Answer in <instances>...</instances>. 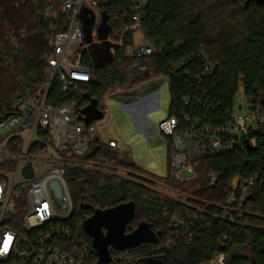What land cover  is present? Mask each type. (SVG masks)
Wrapping results in <instances>:
<instances>
[{
	"label": "trees",
	"instance_id": "16d2710c",
	"mask_svg": "<svg viewBox=\"0 0 264 264\" xmlns=\"http://www.w3.org/2000/svg\"><path fill=\"white\" fill-rule=\"evenodd\" d=\"M22 0H0V19L16 29H26L28 37L25 53L13 72L0 62V119L15 114L17 96L26 89H36L45 82L49 52L48 36L37 25L33 11L17 8ZM131 0H114L103 9L111 26L109 39L119 40L126 27L132 25ZM145 40L159 50L158 56L131 58L126 56L132 34L126 33L124 44L113 58L103 63L93 53L83 49L82 65L91 72L92 82L81 86L71 99H65L53 87L48 103L55 107L75 101L78 113L98 101L109 89L135 86L162 76H169L170 94L168 117L175 116L182 126L187 117L191 123L201 120L220 125L236 108L237 95L242 87L251 109H264V2L257 0H147L146 19L143 23ZM5 28L0 26V42ZM200 48H205L216 66L215 73L201 84L191 79L199 74L197 60H189ZM188 60L177 73L172 67L181 60ZM191 97L190 105L183 103ZM264 140V135H261ZM168 140V175L157 177L137 168L131 159L118 150L92 145L84 159L109 163L141 175L143 185L125 182L101 174L70 171L66 179L76 190L73 212L65 225L73 234L71 246L88 248V264H98L93 240L83 230V223L96 211H105L123 204H134V215L127 225L126 234L136 232L146 225L155 235V241L141 243L133 249L144 261L164 260L167 264H208L223 254L228 264H264V193L256 191L243 205H237L244 214L234 218L245 226L214 220L208 229L194 233L189 245L177 244L161 256L151 255L153 245L166 242L176 235L170 219L175 214H185L186 207L161 197L153 186L164 185L213 204L225 201L223 189L235 178L261 180L264 175V147L256 150L236 151L231 154L203 159L196 165L199 180L180 185L172 176L171 141ZM210 173L218 176L213 188L205 186ZM152 176V177H151ZM154 184V185H153ZM69 187V186H68ZM155 187V186H154ZM249 248L250 258L234 256L235 249ZM111 257L123 251L113 248ZM126 251V250H125Z\"/></svg>",
	"mask_w": 264,
	"mask_h": 264
},
{
	"label": "built area",
	"instance_id": "2783aa9c",
	"mask_svg": "<svg viewBox=\"0 0 264 264\" xmlns=\"http://www.w3.org/2000/svg\"><path fill=\"white\" fill-rule=\"evenodd\" d=\"M113 1L22 0L16 6L33 11L37 25L42 26L48 36L49 52L45 55V82L18 95L15 114L0 119V264H88V248L72 247L73 234L65 225L74 208L66 180L68 172H91L144 184L141 175L135 172L84 159L92 145L120 151L119 142L103 134L96 122L86 124L81 121L82 112H77V102L59 107L48 103L53 87L69 100L82 85L92 82L90 70L82 65L85 41L81 15L84 10L90 12L89 17L94 14L96 26L102 21L103 9ZM131 6L132 25L125 28L119 42H112L115 44L113 53L123 46L124 36L130 32L132 42L127 48V57L158 56L160 50L145 40L143 23L147 0H131ZM0 26L5 28L4 41L0 42V62L13 72L25 53L28 31L16 29L1 19ZM136 34H141L142 43L134 42ZM92 37L95 39L98 35ZM193 59L199 62L201 71L191 79L193 83L201 84L215 73L216 66L205 48H200L189 58ZM187 61L176 63L171 73H177ZM157 79L169 81V76ZM143 84L130 87L126 92ZM127 97L133 99L132 103L138 101L132 94ZM191 100L187 96L183 103L188 106ZM239 107L238 112H228V119L220 125L201 120L191 123L184 117L188 124L182 126L175 116H167L157 125L159 135L171 141L172 176L176 183L197 182L196 165L203 159L264 147V140L260 138L264 135V109L248 107L245 112L244 106ZM101 111L105 117L106 113ZM53 182L59 184L63 199L57 204L64 214L55 209L57 192ZM217 183L218 176L214 173L205 180L207 188H213ZM157 186L167 193L155 192L186 207L185 214H175L170 219L176 235L152 246L151 255L161 256L179 243L189 245L195 231L208 229L214 220L245 226L234 218V214H244L237 205L245 204L256 191L264 193V175L259 181L235 178L223 189L226 198L220 204L161 184ZM112 263L145 264L146 261L134 254L133 249H128L112 257ZM208 264L228 263L226 256L219 254Z\"/></svg>",
	"mask_w": 264,
	"mask_h": 264
},
{
	"label": "rangeland",
	"instance_id": "374dc122",
	"mask_svg": "<svg viewBox=\"0 0 264 264\" xmlns=\"http://www.w3.org/2000/svg\"><path fill=\"white\" fill-rule=\"evenodd\" d=\"M100 24L95 26L93 31L94 37H97V29ZM141 38V34H136L134 42L142 43ZM119 40H117V42H119ZM114 48L115 44L112 43L111 38L109 40L103 41H98V39L95 38L91 44H85L83 46V49L88 54L93 53L92 57L96 60V63L99 62V59L97 60L98 56L100 57V61L103 63L110 61L114 56ZM130 87L131 86H120L107 91L105 95L108 96H104L101 102V107L103 108L106 115L104 119L97 121L96 123L100 127L103 134H107L119 142V148L122 155L126 157H128L130 154L132 155L137 168L147 171L148 173L157 177H167L168 140L165 137L159 135L157 132V125L162 120L166 119L169 114L170 94L168 81L165 79L150 80L145 82L142 86L135 87L129 92H126V90ZM146 89H151L153 93H155L154 89L158 91L152 100L137 99L138 101L132 103L131 101L133 99L130 100L127 97L131 94L132 96L135 94V97H137L138 93H143L146 91ZM247 102L248 98L241 87L237 95V104L234 111L238 112L240 111L239 106H244L243 111L246 112L248 110ZM141 117L144 119V125L148 124L151 128V134H146V136L141 134L139 129V127L142 125L139 122ZM67 183L71 190L72 196L75 198L77 194L76 190L71 185V181L68 180ZM154 186V191L157 190L163 194L167 193L165 189L158 187L157 185ZM158 192L156 193L159 194ZM160 196L163 197V195ZM55 199L56 211L60 212V214H64L65 211L60 209L61 207H58L57 204L62 201V194L56 193ZM146 230L138 232L139 236L132 238V240L139 241L144 239H155V235L149 230L148 232ZM233 255L248 259L251 256L249 248L235 249Z\"/></svg>",
	"mask_w": 264,
	"mask_h": 264
},
{
	"label": "water",
	"instance_id": "95a60500",
	"mask_svg": "<svg viewBox=\"0 0 264 264\" xmlns=\"http://www.w3.org/2000/svg\"><path fill=\"white\" fill-rule=\"evenodd\" d=\"M259 3L264 0H257ZM90 12L84 10L81 15L83 24V33L85 44L93 42V30L96 24L94 14L89 17ZM109 17L106 12L102 13V21L97 29L98 41L108 40L111 26L108 24ZM104 118L103 112L98 108V101L93 99L81 113L80 120L86 124L100 121ZM250 150V149H249ZM56 192L61 194L59 184L52 183ZM134 215V204H123L118 207L107 209L105 211H96L94 215L83 223L84 232L93 240V248L99 258L98 264H113L111 250L113 248L118 251H125L137 247L141 243L152 242L155 239H144L135 241L132 238L139 236L138 232H142L149 227L141 225L133 234L127 235L126 228L131 222ZM148 230H146L148 232ZM150 231V230H149ZM151 232V231H150ZM145 264H167L164 260L150 259Z\"/></svg>",
	"mask_w": 264,
	"mask_h": 264
},
{
	"label": "crops",
	"instance_id": "0c3cea01",
	"mask_svg": "<svg viewBox=\"0 0 264 264\" xmlns=\"http://www.w3.org/2000/svg\"><path fill=\"white\" fill-rule=\"evenodd\" d=\"M154 91H155V93H153V91H151V89L150 90H148V89H146V91H144L143 93L141 92V93H138L137 94V97H135V94H134V97H135V99H143V100H145V99H147V100H152V98L154 97V95L155 94H157V90L156 89H154ZM150 94V95H149ZM149 102V101H148ZM143 117H144V114H143ZM143 117H141V120L139 121L140 122V124H142L140 127H139V129H140V131H141V134L142 135H144V136H146V134H151L152 133V131H151V128L149 127V125L148 124H145L144 125V119H143ZM149 131V132H148ZM167 143H168V141H167ZM167 153H168V157H169V148H168V144H167ZM129 158L131 159V161L135 164V161L133 160V158H132V155L130 154L129 155Z\"/></svg>",
	"mask_w": 264,
	"mask_h": 264
}]
</instances>
